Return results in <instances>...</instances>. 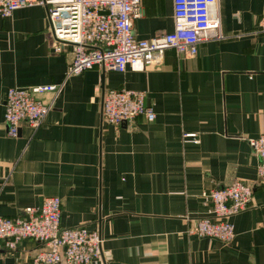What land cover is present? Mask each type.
<instances>
[{
    "label": "crops",
    "instance_id": "1",
    "mask_svg": "<svg viewBox=\"0 0 264 264\" xmlns=\"http://www.w3.org/2000/svg\"><path fill=\"white\" fill-rule=\"evenodd\" d=\"M215 11L223 38L201 43L194 59L167 50L144 71L95 67L69 79L73 47L54 52L47 6L0 18V217L60 198L62 228L102 237L91 264H264V179L248 142L264 133V0H217ZM174 29V0H142L137 39ZM38 86L61 87L37 96L52 110L39 129L9 136L7 91ZM112 89L143 92L155 121L104 122ZM236 181L254 195L230 219L233 242L190 235L211 215L205 193ZM41 248L24 240L0 264H32Z\"/></svg>",
    "mask_w": 264,
    "mask_h": 264
},
{
    "label": "built area",
    "instance_id": "2",
    "mask_svg": "<svg viewBox=\"0 0 264 264\" xmlns=\"http://www.w3.org/2000/svg\"><path fill=\"white\" fill-rule=\"evenodd\" d=\"M142 0H0V18H9L17 10L42 5L48 7L51 43L55 53L66 45L73 47V59L66 78L79 76L95 67L125 73L128 68L144 71L158 65L167 50L184 59H194L201 43L222 39L217 0H174L175 29L152 39H137L133 27L140 16ZM61 87H12L5 99L8 134L18 137L23 125L39 129L51 105L37 96L59 93ZM102 117L113 126L132 125L139 117L154 122L157 114L146 105L143 92L112 89L105 92ZM186 138H195L187 134ZM258 157V175L264 179V133L249 139ZM254 188L240 181L205 193L212 205L211 215L198 219L190 235L231 243L236 232L231 218L246 211ZM62 200L48 197L40 208H28L18 219L0 217V253L14 252L24 240L41 245L32 264H91L102 259L103 240L99 232L85 227H61Z\"/></svg>",
    "mask_w": 264,
    "mask_h": 264
},
{
    "label": "water",
    "instance_id": "3",
    "mask_svg": "<svg viewBox=\"0 0 264 264\" xmlns=\"http://www.w3.org/2000/svg\"><path fill=\"white\" fill-rule=\"evenodd\" d=\"M42 205H43V201L41 202V205L40 206L42 207Z\"/></svg>",
    "mask_w": 264,
    "mask_h": 264
}]
</instances>
